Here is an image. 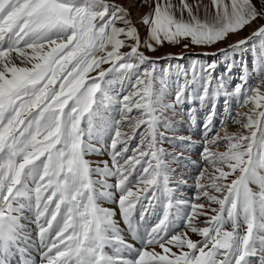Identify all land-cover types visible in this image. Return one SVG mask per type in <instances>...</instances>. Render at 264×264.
<instances>
[{
    "label": "snow or ice",
    "instance_id": "snow-or-ice-1",
    "mask_svg": "<svg viewBox=\"0 0 264 264\" xmlns=\"http://www.w3.org/2000/svg\"><path fill=\"white\" fill-rule=\"evenodd\" d=\"M135 6L0 0V264H264V0Z\"/></svg>",
    "mask_w": 264,
    "mask_h": 264
},
{
    "label": "rangeland",
    "instance_id": "rangeland-1",
    "mask_svg": "<svg viewBox=\"0 0 264 264\" xmlns=\"http://www.w3.org/2000/svg\"><path fill=\"white\" fill-rule=\"evenodd\" d=\"M138 1H139V0H138ZM208 2H209V0H205V3H208ZM147 11H148L147 8L140 7V8L137 10L138 13L133 14L134 11H132L133 18H134V19H137L138 17H140V16H142L143 14L147 13ZM138 26H139V29H140V34H141V36H142V37L146 36V32H147L146 27L143 26L142 24H141V25H138ZM254 28H255V25H253L252 28L246 27L244 30L240 31L239 36H240L241 38H243V37H246V36L250 35L251 32L254 30ZM236 39H237V37H235V36H231V37L229 38V40L225 41L224 44H217L214 48L193 47V48H191V49L186 53V55H185V60H184V61H180V63H183V64H185V66H187V65L190 63V61L193 60V59H197V58L204 59V57H198V54L201 53V52H205V51H209V52H211V51H215L216 48L224 47L225 44H227V43H231V42H234ZM124 50L127 51V49H124ZM181 52H182V47H180V46H172V45H169V44L165 43V45L159 50V52L157 53V55H162V54H164V53H175V54H179V53H181ZM245 59H247L249 65H251V63H252V59H253V57H252V53H251V50H249V52L245 54ZM172 63L175 64L176 61H173ZM162 64H163V62H162ZM220 70L222 71V69H220ZM239 71H240L239 67L234 68V69H233V72H232V75H233L234 77L237 76V75L239 74ZM255 80H256L255 75H253V79L250 81V83H255ZM232 107H233V109H235V103H234V105H232ZM218 114H219V116H221V117L224 115V111H223V99H222V98H221L220 105H219V107H218ZM169 115H171V114H169ZM178 118H179V117H176L177 120H179ZM202 118H203V111L200 112V116L198 117V119H202ZM186 125H187V124H186ZM179 126H180V124L178 123V124H177V129L179 128ZM188 129H189V128H188ZM191 129H192V128H191ZM193 129H196V130H197V132H198V136H199V129H198V128H193ZM228 130H229L230 132H234V131H238V130H240V129H239V126H238V125H232V124H230ZM183 132L186 133V132H187V129L183 130ZM137 139H138V138H137ZM134 142H135V141H134ZM134 142H133V145H132V146H134V144L136 143V142H135V143H134ZM165 146H168V144L163 143V147H165ZM167 150H168L169 152H172V151H173V147L170 145V148H168ZM194 150H195V149H193L192 152H193ZM198 150L200 151V146L198 147ZM220 150L222 151V150H225V149H224V147H221ZM93 158L97 159V157H95V156H93L92 159H93ZM167 159H168V160H171V157H167ZM171 166H172L174 169H176V171L178 170L177 173H179L180 168H181V170H187L183 165H178L177 163H172ZM185 191H186V192H185L186 194H192V192H191L190 189H188V190L185 189Z\"/></svg>",
    "mask_w": 264,
    "mask_h": 264
},
{
    "label": "bare ground",
    "instance_id": "bare-ground-1",
    "mask_svg": "<svg viewBox=\"0 0 264 264\" xmlns=\"http://www.w3.org/2000/svg\"><path fill=\"white\" fill-rule=\"evenodd\" d=\"M117 2L123 3L126 7H128V6L132 5L133 3H135L136 6L131 8V11H134L133 14L138 13L137 10L140 8V6H139V1H138V0H117ZM133 14H132V15H133ZM234 103H235V102H233V105H234ZM242 110H244V109H242ZM178 119H179V118H178ZM185 129H187V132H188V131H191V132H193V133H196V139H197V141H199V136H198V132H197L196 129H193V128H192V129H188V125H186V124H185L183 127H181V125H180L179 128H178V130L180 131L181 134H185V133L183 132V130H185ZM135 142H136V141H135ZM135 142H134V143H135ZM163 143L168 144L167 141H164ZM134 146H135V144H134ZM162 146H163V145H162ZM199 146H200L199 143H197V146L194 148L195 150L193 151V158H196V157L199 155V150H198V147H199ZM165 148H166V149L170 148V145L168 144V146H165ZM93 159H95V158H93ZM186 171H187V170H181V168H180L179 173H180V172H186ZM176 172H178V170H177ZM187 190H188V189H187ZM184 191H185V190H184ZM185 192H186V191H185ZM185 194H186V193H185ZM187 195H191V194H187ZM106 206H107V205H106ZM122 226H123V225H122ZM192 238H193L194 240L199 239V237L196 236L195 234L192 235ZM30 250H31V253H32L33 257H36V251H35V248L32 247ZM37 259H38V257H37ZM12 264H20V257H19V256H16V257L13 259Z\"/></svg>",
    "mask_w": 264,
    "mask_h": 264
}]
</instances>
